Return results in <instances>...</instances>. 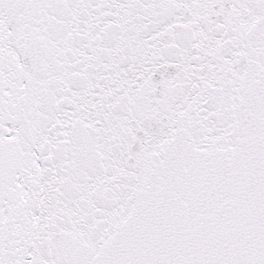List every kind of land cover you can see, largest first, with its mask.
I'll return each instance as SVG.
<instances>
[{"label":"water","instance_id":"obj_1","mask_svg":"<svg viewBox=\"0 0 264 264\" xmlns=\"http://www.w3.org/2000/svg\"><path fill=\"white\" fill-rule=\"evenodd\" d=\"M17 1L0 0V11ZM256 1L257 16L243 0L223 8L219 4L221 12L193 4L200 13L194 35L198 44L188 55L187 73L181 59L176 71L167 74L168 80L187 79L183 89L176 90L181 101L176 97L173 103L162 100L161 86L149 94L160 98L156 102L159 110L177 107L181 115L177 113L172 124L168 120L165 129V123L150 119L149 128L155 132L152 141L135 145V139L123 138L130 171L119 170V158L110 159L118 177L129 176L128 185L121 187L120 200L128 230L117 225L112 235L130 241L139 256L137 264H264V0ZM206 12L219 17L215 20L216 15ZM139 23H131L130 30ZM141 25L148 24L141 21ZM180 41L184 50L190 42L188 34ZM47 47L58 55L56 46ZM72 74L69 70L64 76L71 80ZM131 74L140 76L136 68ZM206 80L226 89L225 95L242 99L236 107L237 131L230 127L231 115L224 106L203 126L199 99L203 96L209 105L218 101L215 96L210 98L209 87L202 86ZM153 113L147 111L148 117ZM223 122L226 126L220 129ZM235 133L236 146L228 142ZM164 144V150H154ZM34 176L31 180L44 186V173ZM59 178L49 181L51 189L57 188ZM31 189H36L34 183ZM155 193L167 204L153 217ZM39 251L50 253L47 247Z\"/></svg>","mask_w":264,"mask_h":264}]
</instances>
